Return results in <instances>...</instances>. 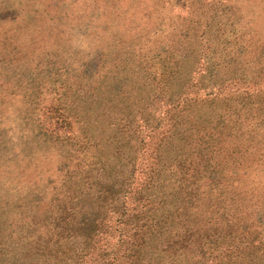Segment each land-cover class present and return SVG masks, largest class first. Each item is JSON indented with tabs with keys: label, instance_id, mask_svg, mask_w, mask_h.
I'll use <instances>...</instances> for the list:
<instances>
[{
	"label": "trees",
	"instance_id": "trees-1",
	"mask_svg": "<svg viewBox=\"0 0 264 264\" xmlns=\"http://www.w3.org/2000/svg\"><path fill=\"white\" fill-rule=\"evenodd\" d=\"M182 1L183 8L176 10L166 0H105V5L97 6L93 28L87 31L83 60L74 67L58 51L60 41L52 44V31L60 22L64 38L73 35L77 14L82 15L84 8L71 19L70 0H63L52 12L58 19L40 24L41 38L31 55L3 68L2 79L12 82L10 75L17 72L29 86L44 76H54L50 67L57 60L67 69L64 92L58 99L62 98L57 114L61 126L52 127L51 122L37 118V111L46 119L52 116L44 104L28 102L30 96L19 102L16 116H0V232L8 231L3 218L20 205L21 200L15 202L13 197L18 191L19 162L46 152L45 156L58 155L59 162L74 157L72 151L61 155L59 145L46 147L42 141L41 134L53 137L64 128L67 141L78 135L92 143L95 161L91 163L109 167L113 184L127 165L141 161L146 166V177L137 182L132 194L141 193L160 205L155 210L161 212L157 229L166 247L171 248L170 241L184 231L188 239L199 243L198 249L186 248L176 264H264V112L244 106L237 109L233 103L222 102V96L183 100L168 107L164 115L175 121L173 133L164 131L153 151L144 145L146 133L161 132L159 106L183 97L184 87L190 89L202 81L212 72L215 60L223 64L220 73L235 62L242 68L245 83H264L260 72L264 67V0H248L236 9L224 0ZM0 8L3 12L10 9L4 3ZM158 56L164 73L145 76L142 59ZM248 69L259 73L251 79ZM259 92L246 93L251 98ZM110 114H115L114 119ZM113 122L117 127L112 128ZM173 134L177 141L162 149ZM194 159L201 163L188 174L189 187L184 188L181 174ZM174 167L179 172L171 182ZM162 177L166 180L157 181ZM69 216L65 223L74 225V213ZM182 216L185 223L175 230L174 222H183Z\"/></svg>",
	"mask_w": 264,
	"mask_h": 264
},
{
	"label": "rangeland",
	"instance_id": "rangeland-1",
	"mask_svg": "<svg viewBox=\"0 0 264 264\" xmlns=\"http://www.w3.org/2000/svg\"><path fill=\"white\" fill-rule=\"evenodd\" d=\"M62 1L0 0V6L4 3V6L9 5L10 7L6 12L0 8L1 117L16 116L19 102L25 97L28 101L30 96L28 102H33L34 105L44 104L48 114L52 116L51 120L48 118L47 120L42 115V111H37V118L43 119V122H51L52 127L62 125L59 124L57 117L58 105L62 98L59 101L58 99L66 85L64 73L67 68L62 62L57 60L54 66L50 67L56 72L54 76L50 78H44V76L30 86L20 80L17 72H12L10 75L12 82L2 79L1 76L4 67L20 63L21 60L28 58L36 48L41 38L37 33L38 28L41 27L37 26V6L42 9L43 14H46L43 15L42 21H50L52 17L57 20L59 15L54 16L55 13L52 12ZM166 1L167 5H171L176 10L184 6L182 0ZM217 1L223 0H216L215 3ZM104 2L105 0H70V3L68 2L70 4L69 16L71 19H76L78 16L79 22L75 27L76 31L67 38H64V27L57 25L60 22L54 24L52 44L55 45L60 41V44L57 43L58 51L66 54L74 67H77L83 60L90 36L88 32L93 28L92 19L97 6ZM223 2L233 7L232 9L248 4V0H224ZM19 3L22 4L19 5ZM20 6L27 12L24 22H20L17 17L19 13L17 8ZM81 8H84L81 11L82 15L77 14L76 16V12ZM43 32L42 29L40 33ZM160 60H162L160 56L157 59L154 57L142 59V73L145 76L151 75L150 77L161 76L164 69ZM221 65L223 64L215 60L212 72L206 74L202 81L195 82L190 89L184 87L183 97L170 101L163 108L162 104L159 106L158 116L162 129L161 132L146 133L143 140L147 149L154 150L159 138L165 135L164 131L173 133L172 124L175 121L164 118V115L168 107L179 104L183 100L196 98L201 101L207 96L210 98L222 96V102L233 103L232 107L237 109L244 106L248 110L254 109L255 113L259 110L264 112V91L259 92L260 89L264 90V83H259V78L255 79L258 82L256 85L250 81V83H245L241 76L242 68L238 63H229L228 67L223 68L224 73H220ZM260 72L264 74V67H261ZM212 73L216 76L211 77ZM258 73V70L251 69L248 76L253 79V76ZM215 79L219 81H213ZM253 90L259 92L258 96L252 95L250 98L249 93L246 92ZM114 115L110 114V117L114 119ZM112 124V128L117 127L116 122ZM64 130V128H59L57 135L53 137L41 134L42 141L46 147L59 145L61 155L72 151L74 154L72 160L65 157L62 162H59L58 155L45 156L46 152V154L42 153V157L41 153L25 157L18 164V191L13 197L15 202L19 199L21 201L17 208L6 215L7 218H3L8 223V231L0 232V264H176L179 255L186 248H199L198 241L193 238L188 239L184 235L185 231L170 241L171 248L166 247L167 243L157 229V218L161 212L155 210L160 205L148 201L141 193L132 194L133 188L136 189V186H139L137 182H143V176L146 177L144 174L146 166L141 161H137L135 165L134 163L127 165L126 172L118 169L119 172L114 177L113 184L110 181L109 167L102 163H91L95 161L91 159L95 150L91 148L92 143L84 136L78 135L72 142H69L67 136L62 133ZM129 135L131 139L132 134ZM59 138H64V142L59 141ZM57 141L59 143L56 144ZM170 141H177L175 134L167 140L169 144L163 146L162 149L168 148ZM83 158H87L86 161ZM185 158L186 155L181 157V159ZM198 163H201L200 160L194 159L184 166L185 172L181 174V176L184 175L182 177L184 188L189 187L188 174L194 171ZM177 164L175 163V166H178ZM146 171L148 172L147 169ZM178 172V168L174 167L169 178L171 182L176 180ZM164 180L166 179L162 177L157 181ZM69 213V217H72L71 213H74L73 217L77 220L71 226L65 223ZM152 217L155 220L150 222ZM184 218L181 223L174 222V226L177 227L175 230L185 223Z\"/></svg>",
	"mask_w": 264,
	"mask_h": 264
},
{
	"label": "crops",
	"instance_id": "crops-1",
	"mask_svg": "<svg viewBox=\"0 0 264 264\" xmlns=\"http://www.w3.org/2000/svg\"><path fill=\"white\" fill-rule=\"evenodd\" d=\"M4 8H1V10H3ZM19 10V13H18V16H21V17H26L27 16V12H26V10L22 7V8H19L18 9ZM36 13H37V18H38V20H37V26H40V24L42 23V17H43V13H42V9L39 7V6H37V10H36Z\"/></svg>",
	"mask_w": 264,
	"mask_h": 264
}]
</instances>
